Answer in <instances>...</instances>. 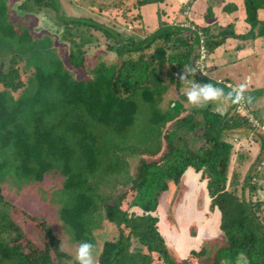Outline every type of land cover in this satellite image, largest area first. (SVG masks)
Here are the masks:
<instances>
[{
  "label": "trees",
  "instance_id": "1",
  "mask_svg": "<svg viewBox=\"0 0 264 264\" xmlns=\"http://www.w3.org/2000/svg\"><path fill=\"white\" fill-rule=\"evenodd\" d=\"M191 1L180 7L178 17L184 16ZM164 2L137 0L134 7ZM242 7L249 26L244 33H235L232 24L195 25L194 29L186 30L169 25L160 17V24L151 36L136 39L91 18L66 16L59 0H25L21 10H52L66 31L71 28L80 33L85 26L113 37L118 47L110 46V49L116 53L117 60L107 64L99 58L91 70L92 76L78 79L73 70L85 66L89 53L83 34L79 35L81 42L76 37L67 39L70 53L65 63L52 48L51 35L34 36L27 25L15 23L10 16L9 0H0V51H8L10 64L18 56L25 66L29 65L27 69L34 70L23 82L19 68L5 72L0 63V178L11 177L24 186L41 183L48 176H59L61 186L53 191L58 193L56 198L61 203L59 220L74 242L88 241L95 248L94 231L100 226L101 215L116 225L118 239L104 243L97 264H151L154 254L164 264H188L187 260L182 263L171 255L159 224L158 210L160 196L169 190V184L180 185L191 167L188 162L197 160L207 173L203 179H208L209 210L220 214L219 228L225 244L209 252L205 248L192 250L190 257L199 259L207 253L206 256H213L212 264H224L241 255L251 263L260 256L264 258V225L257 216L262 203L229 190L233 144L224 138L227 131L253 128L256 124L236 112L240 101L232 103L231 98L224 96L228 102L224 115L215 110L216 101L207 102L164 131L184 106L174 100L168 110L162 108L165 87L158 77L161 68L169 64L177 74L187 76L184 68L190 69L191 76L196 74V81L212 83L227 93L232 87L194 71L202 46L208 55L230 39L241 43L238 49L264 39V0H244ZM239 9L237 6L234 10ZM137 19L142 21L140 15ZM20 88L23 92L15 96ZM263 94L264 89L244 92L246 107L249 109ZM198 129L199 139L204 142L194 148L184 132ZM162 132H165L163 136ZM154 140H159L157 146L151 147ZM131 141L146 144L142 152L151 155L158 149L161 155L157 160H139L136 172L130 177L131 190L139 189L130 207L124 208L125 193L110 203L101 197L99 200L94 195L92 179L128 175L121 159L122 154L133 151ZM250 188L257 189L252 185ZM0 202L6 203L1 190ZM2 207L0 264H66L65 260L72 259L61 249L45 221L29 217L43 233V247H39L22 234L8 214L7 204Z\"/></svg>",
  "mask_w": 264,
  "mask_h": 264
},
{
  "label": "rangeland",
  "instance_id": "2",
  "mask_svg": "<svg viewBox=\"0 0 264 264\" xmlns=\"http://www.w3.org/2000/svg\"><path fill=\"white\" fill-rule=\"evenodd\" d=\"M24 1L9 0L12 20L15 23L27 25L34 36L51 35L54 38L52 48L55 49L57 56L62 58L65 63H67L70 53V45L67 39L76 37L81 42L80 34H83L82 36L87 39L86 45L89 53L87 54L85 66L73 70L78 79H89L92 76L91 70L97 64L99 58L107 64H112L117 60L116 53L113 49H110V46L114 47L117 44L113 37L108 38L104 31L85 26H82L80 33L71 28L66 31L65 27L61 26L56 20L54 11L32 10V12H26L20 9ZM234 1L241 8L238 11V19L242 20L244 17L242 0ZM136 2L137 0H59L66 16L91 18L104 27L136 39H145L151 36L160 24V17L169 25L181 26L186 30L194 29L195 25L198 26L188 16L178 17L177 11L179 9L176 10L171 2L148 4L141 8L134 7ZM139 15L142 21L137 19ZM212 25L219 26L215 23ZM243 27L244 25H242ZM244 31L246 32V30ZM186 34L189 33L186 31ZM238 43V41L232 40L219 47L214 53L204 54L205 56L201 53L203 56L197 61L194 72H199L201 76L211 81L226 84L230 87L243 83L246 85L244 92L264 88V39H258L255 43L250 42L248 47L244 48V51L236 48ZM196 51L198 52L197 48H195V53ZM0 54L2 55L0 63L3 65V71L7 72L12 67L19 68L23 82L26 81L28 75L34 73L33 68L27 69L29 65L25 66V63L18 56L16 57L17 61L10 64L11 57L7 56L8 51H0ZM237 56L241 59L236 69L237 76H242V74L247 75L246 78L250 76L251 81L249 83L241 81L238 77H232L230 74L227 75L228 71L225 64L237 61ZM195 75L190 76L188 81H182L180 75L174 72L169 64L163 66L158 72L160 84L165 87L162 108L168 110L169 105L174 100L180 101L184 106V110L177 115L175 120L168 123V127L164 131L171 128L176 120L182 119L197 106L189 104L187 99L182 97L185 96L184 92L189 87V81L195 80ZM23 90V88H20L15 92V96L22 93ZM223 97L216 101L215 110L224 115L228 109V102ZM238 114L247 116V118L250 115L252 122L256 125L254 126L251 123L253 128L244 127L226 132L224 138L233 144L228 170V188L239 197L245 195L253 201L262 203L257 216H260V220L264 225V150L260 153L261 145L264 148V94L249 106L248 112L243 110L242 113ZM184 133L187 134L185 136L191 147L198 148L202 146L204 141L199 139L201 133L199 129L197 132ZM161 134L163 136L165 132ZM157 141L159 140L152 141L151 147H156ZM164 142L163 140L161 147L164 146ZM130 144L135 149L133 148V151H130L129 154H122L123 159H121V164L129 173H127L128 175L115 174L106 177V179H92V182H94V195L99 200L101 197L110 203L118 195L125 193L127 199L124 201V208L130 207L131 199L139 189L137 187L131 190L132 186L130 184V177L136 172L139 160L141 158H146L148 161L157 160L161 155L158 149L151 155L142 152L141 148L145 147L146 144L139 145L134 141H131ZM136 148L137 151H135ZM199 163L197 160L188 162L191 167L186 172L182 183L178 186L170 183L169 190L160 196L159 224L170 253L177 261L183 263L187 260L188 264H212L213 256H206L207 253L199 259H195L193 256L190 257V251L192 250L205 248L206 252H209L213 251L216 246L225 244V237L219 228L220 214L216 210V212H210L209 210L208 179H203L207 173L204 169H201L202 164ZM60 182L59 176H48L41 183L22 186L18 185L11 177H5V179L0 178V190L4 202H6L4 204L8 206V214L20 227L22 234L27 239L37 246L43 247V233L29 217L40 218L48 224L58 238L61 249L72 256L70 261L65 260L64 263L76 264L75 253L79 243L71 239V235L68 234L59 220L58 210L61 203L56 198L58 193L53 192L54 189L61 186ZM251 185L257 189L255 191L251 190ZM4 204L0 202V209H3ZM99 222L100 226L94 231L96 241L95 248H92L93 264H97L104 243L116 241L119 236L116 225L108 222L102 215ZM12 234L15 235V233ZM262 260L260 256L254 263H251L245 256L241 255L235 257L233 261L224 262V264H264ZM151 264L164 263L157 254H154Z\"/></svg>",
  "mask_w": 264,
  "mask_h": 264
},
{
  "label": "crops",
  "instance_id": "3",
  "mask_svg": "<svg viewBox=\"0 0 264 264\" xmlns=\"http://www.w3.org/2000/svg\"><path fill=\"white\" fill-rule=\"evenodd\" d=\"M189 1L190 0H176L174 2L173 0H165L164 3L166 2L173 3L174 4L173 7L177 10V9H180V7L183 4H187ZM217 2L218 3H216V0H193L192 2L189 3L187 9L185 10L184 16H188L189 18H191V20L193 19L194 20L193 22L197 24L198 26H208L214 23L219 24L221 26H228L229 24H232L234 25L235 33H244L245 32L244 30L247 31L249 26L248 24L245 23L244 17L242 20L238 19L239 17L238 10H234L235 7L237 6L240 7L236 1L217 0ZM243 2L244 0H242V5H243ZM226 9L228 10L226 11ZM240 10L241 9H239V11ZM210 11L213 12V15L212 14L210 15ZM242 25H244L243 28H242ZM232 40L233 39H230L228 40V42ZM239 45H241V43H238L237 47L236 46L235 47L238 49L240 47ZM240 50L244 51V48ZM243 51H241V53H243ZM240 62H241V59H239V57L237 56V61L229 62L225 64V68L228 71L227 75L230 74L232 77H235V78L238 77L241 79V81H244L245 83H249L251 81L250 76H248L247 78H246L247 75H244V74H242V76L241 75L237 76L236 69L238 68ZM259 89H264V88H259ZM260 148H261L260 149V153H261L264 150V148H262V145ZM262 262L264 263L263 260Z\"/></svg>",
  "mask_w": 264,
  "mask_h": 264
},
{
  "label": "clouds",
  "instance_id": "4",
  "mask_svg": "<svg viewBox=\"0 0 264 264\" xmlns=\"http://www.w3.org/2000/svg\"><path fill=\"white\" fill-rule=\"evenodd\" d=\"M184 68V67H183ZM186 76L184 73L180 75V80L188 81L192 72L190 69L184 68ZM246 85L241 83L237 86L232 87L227 93L218 86L212 83H202L196 80L189 81V87L185 90L184 95L189 104L193 105H203L207 102L217 101L222 96H227L231 98L232 103H237L242 100L244 89ZM93 245L88 241H82L78 244L75 253L76 264H93L92 257Z\"/></svg>",
  "mask_w": 264,
  "mask_h": 264
},
{
  "label": "built area",
  "instance_id": "5",
  "mask_svg": "<svg viewBox=\"0 0 264 264\" xmlns=\"http://www.w3.org/2000/svg\"><path fill=\"white\" fill-rule=\"evenodd\" d=\"M201 53L204 55V54H206V52H205V48L202 46V49H201ZM203 55H201V56H203ZM205 56V55H204ZM246 102H245V99H244V97L242 98V100L239 102V104L237 105V107H236V111L238 112V113H242V111L243 110H247V112H248V108L246 107ZM249 117V119H250V121H252V118L250 117V115L248 116Z\"/></svg>",
  "mask_w": 264,
  "mask_h": 264
}]
</instances>
